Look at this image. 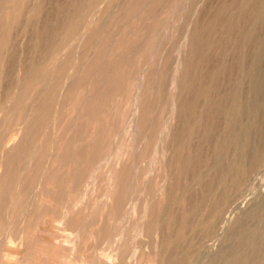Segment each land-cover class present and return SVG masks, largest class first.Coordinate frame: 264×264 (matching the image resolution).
Listing matches in <instances>:
<instances>
[{"label": "rangeland", "instance_id": "374dc122", "mask_svg": "<svg viewBox=\"0 0 264 264\" xmlns=\"http://www.w3.org/2000/svg\"><path fill=\"white\" fill-rule=\"evenodd\" d=\"M4 1L0 159L8 161L0 175L7 170L12 181L2 194L0 234L13 237L5 247L16 256L24 250L18 236L28 249L24 263L9 256L1 264H160L168 253L181 264H226L243 235L256 247L242 245L239 253L250 248L254 263L264 264V150L230 188L219 218H210L209 199L200 216L191 215L205 188L214 193L224 184L218 160L225 170L248 164L240 149L246 138L264 145V132L252 128L264 127V85L252 114L234 123L232 110L249 99L258 43L264 76V18L256 16L264 0H96L90 8L82 5L89 0ZM30 80L35 88L24 90ZM231 126L240 136L227 142ZM7 137L9 147L19 141L12 152L2 147ZM189 217L213 226L186 227L181 236L178 221Z\"/></svg>", "mask_w": 264, "mask_h": 264}, {"label": "bare ground", "instance_id": "6f19581e", "mask_svg": "<svg viewBox=\"0 0 264 264\" xmlns=\"http://www.w3.org/2000/svg\"><path fill=\"white\" fill-rule=\"evenodd\" d=\"M14 1V0H13ZM69 1V0H68ZM71 1V0H70ZM76 1H78V2H80V4H81V0L79 1V0H76ZM75 1V2H76ZM98 1V0H97ZM6 2V0L3 2V3H5ZM18 2V1H17ZM72 2V1H71ZM103 1H101V3H102ZM260 2H261V0H260ZM262 2H264V1H262ZM62 3V2H61ZM61 3H60V5H61ZM100 3V4H101ZM6 4V3H5ZM19 4V3H18ZM63 4V3H62ZM67 4H68V2H67ZM74 4H76V3H74ZM74 4H72V5H74ZM93 4H96L97 5V3H96V0H89V1H83V3H82V5L83 6H86V7H89L90 8V6L91 5H93ZM98 4H99V2H98ZM99 4V5H100ZM262 4V3H261ZM0 5H1V3H0ZM13 5H15V1H14V4ZM60 5H59V7H60ZM64 5H65V3H64ZM76 5H79V3H77ZM81 5V6H82ZM12 6V5H11ZM23 6V5H22ZM67 6H69V4L67 5ZM66 6V7H67ZM75 6V5H74ZM26 7V6H25ZM25 7H23V8H25ZM58 7V8H59ZM62 7H64V6H62ZM71 7V6H70ZM78 8L80 7V6H77ZM93 7V6H92ZM99 7H101V6H99ZM36 8V7H35ZM38 8V7H37ZM41 8H43L42 6H41ZM65 8V7H64ZM74 8V7H73ZM97 9H98V7H96ZM1 9V8H0ZM7 9V8H6ZM66 9H68V8H66ZM70 9H72V8H70ZM77 9V8H76ZM75 9V10H76ZM86 9V8H85ZM84 9V10H85ZM106 9V8H105ZM256 9H258V8H255V10ZM60 10H61V8H60ZM95 10V9H94ZM98 10H100V9H98ZM41 11V10H40ZM79 11H80V8H79ZM105 11V10H104ZM20 12V11H19ZM18 12V9H17V13H19ZM27 12H28V10H27ZM60 12H62V11H60ZM69 12V11H68ZM70 12H72V10H70ZM78 12V11H77ZM77 12H74V13H77ZM99 12V11H98ZM21 13V12H20ZM83 13V12H82ZM86 13V12H85ZM254 13H255V11H254ZM256 16L258 15L259 16V18H264V7L262 6L259 10H257L256 11ZM22 14V13H21ZM24 14H26V13H24ZM32 14V13H31ZM64 14V13H63ZM70 14V13H69ZM69 14H68V16H69ZM78 14V13H77ZM23 15V14H22ZM27 15V14H26ZM60 16V15H59ZM72 16V15H71ZM75 16V15H74ZM77 16V15H76ZM46 17V16H45ZM62 17H64V16H62ZM79 17V16H78ZM78 17H76L75 19H77ZM7 18V17H6ZM14 18H16V16H14ZM20 18V17H19ZM19 18H18V20H19ZM37 18V17H36ZM43 18V17H42ZM59 18V17H58ZM69 18V17H68ZM67 18V19H68ZM9 19V18H8ZM16 20V19H15ZM31 20H33V19H31ZM37 20V19H36ZM36 20H34V21H36ZM41 20H43V19H41ZM94 20V23H95V19H93ZM71 21H72V23L74 22L72 19H71ZM20 22H22V21H20ZM31 22V21H30ZM45 22H46V20H45ZM53 22V21H52ZM56 22V21H55ZM70 22V21H69ZM27 23V22H26ZM47 23V22H46ZM50 23V22H49ZM61 23V22H60ZM65 23V22H64ZM71 23V24H72ZM18 24H20V23H18ZM22 24V23H21ZM31 24V23H30ZM35 24V23H34ZM42 24H43V22H42ZM55 24V23H54ZM58 24V23H57ZM65 24H67V23H65ZM46 25V24H45ZM49 25V24H48ZM51 25V24H50ZM78 25V24H77ZM33 26V25H32ZM54 26V25H53ZM63 26V25H62ZM74 26V25H73ZM89 25H87V27H88ZM44 27V26H43ZM51 27V26H50ZM59 27V26H58ZM64 27H67V25H64ZM69 27H70V25H69ZM85 27V26H84ZM45 28H46V26H45ZM49 28V27H48ZM47 28V29H48ZM54 28V27H53ZM43 29V28H42ZM52 29V28H51ZM57 29V28H56ZM55 29V30H56ZM59 29V28H58ZM66 29V28H65ZM32 30H34V29H32ZM62 30H64L63 28H62ZM68 31H70V32H72L73 30H74V28L73 27H71V28H69V29H67ZM83 30V29H82ZM81 30V31H82ZM88 30V29H87ZM87 30L84 32V33H86L87 32ZM92 30H94V29H92ZM35 31V30H34ZM33 31V32H34ZM52 30H50V32H51ZM59 31V30H58ZM44 32V31H43ZM47 32V31H46ZM60 32H61V30H60ZM63 32H65V30L63 31ZM80 32V31H79ZM28 33V32H27ZM45 33V32H44ZM48 33V32H47ZM92 33V32H91ZM5 34V33H4ZM9 34V33H8ZM38 34V33H37ZM52 34V33H51ZM51 34H50V36H51ZM57 34V33H56ZM59 34V33H58ZM61 34H62V32H61ZM64 34V33H63ZM70 34V33H69ZM88 34V33H87ZM95 34V33H94ZM7 35V34H6ZM11 35V34H10ZM80 35H81V33H80ZM89 35V34H88ZM39 36H40V34H39ZM53 36V35H52ZM55 36V35H54ZM69 36V35H68ZM84 36H86V34L84 35ZM83 36V34H82V37H84ZM29 37V36H28ZM34 37V36H33ZM61 37V36H60ZM60 37H59V39L58 40H60ZM63 37V36H62ZM61 37V38H62ZM54 38V37H53ZM85 38V37H84ZM34 39V38H33ZM2 40H4L3 38H2ZM30 40V39H29ZM28 40V41H29ZM51 40H52V38H51ZM58 40H57V45H58ZM88 40H89V38H88ZM91 40V39H90ZM9 41V40H8ZM45 41V40H44ZM44 41H42V43H44ZM48 41V40H47ZM54 41V40H53ZM53 41H52V43H50V44H55V43H53ZM56 41V40H55ZM54 41V42H55ZM1 42V41H0ZM60 42V41H59ZM8 43V42H7ZM61 43V42H60ZM71 43V42H70ZM38 44V43H37ZM49 44V43H48ZM48 44H46V46L48 45ZM33 45H34V43H33ZM45 46V45H44ZM55 46V45H54ZM37 47H38V45H37ZM48 47H51V45H49ZM40 49V48H39ZM38 49V50H39ZM41 49H43V46L41 45ZM45 49V48H44ZM48 49V48H47ZM50 49H52V48H50ZM55 49H56V47H55ZM27 50V49H26ZM49 50V49H48ZM43 51H47V50H43ZM51 51V50H50ZM49 52V51H48ZM48 52H47V54H48ZM52 52V51H51ZM260 52H261V43H258V45H257V48H256V50H255V53H253L254 54V56H252L253 58H252V68H254V70L252 71V72H250V77H251V79H250V87L248 86V88H249V91H248V89L246 88V90H247V92H249L248 94H249V99H246L245 101H241L240 103H238V104H236V105H234L233 106V108H232V110H233V114H234V120H233V122L234 123H236V122H238L239 120L241 121V118L243 117V118H246V116H248L247 114H252V112H253V109H256V107H255V100H257V99H255L256 98V96H257V94L260 92V86L261 85H264V76H260L261 74V72H259L258 71V66H259V60H260ZM61 54V53H60ZM35 55V54H34ZM39 55V54H38ZM54 55V54H53ZM59 55V54H58ZM51 57H52V55H51ZM57 57V56H56ZM11 58V57H10ZM42 58V57H41ZM40 58V59H41ZM46 58V57H45ZM43 59V58H42ZM25 60V59H24ZM52 60V59H51ZM182 60V59H181ZM42 61V60H41ZM22 62V61H21ZM31 62V61H30ZM22 63H24V62H22ZM47 66V65H46ZM46 66H45V69H46ZM74 66H75V64H74ZM27 67V66H26ZM73 67V66H72ZM180 67V66H179ZM47 68H48V66H47ZM111 68V67H110ZM3 69V68H2ZM7 69V68H6ZM27 69V68H26ZM31 69V68H30ZM72 69V68H71ZM33 70H35V68H33ZM55 70H57V69H55ZM23 71V70H22ZM46 71V70H45ZM49 71V70H48ZM105 71V70H104ZM2 72H3V70H2ZM1 72V74H3ZM50 72V71H49ZM12 73V72H11ZM19 73H20V71H19ZM21 73H23V72H21ZM26 72H24L23 74H25ZM29 73V72H28ZM40 73V72H39ZM48 73V72H47ZM181 73V72H180ZM10 75V74H9ZM59 75V74H58ZM70 75V74H69ZM188 75V74H187ZM264 75V74H263ZM4 76V75H3ZM6 76V75H5ZM23 76V75H22ZM21 76V77H22ZM24 76H27V75H24ZM40 76V75H39ZM102 76V75H101ZM61 77V76H60ZM66 77H67V75H66ZM187 77V76H186ZM20 78V77H19ZM27 78V77H26ZM43 78V79H42ZM68 78V77H67ZM1 79V78H0ZM21 79H23V78H21ZM20 79V80H21ZM59 79V78H58ZM2 80V79H1ZM56 80V79H55ZM7 81V80H6ZM11 81V80H10ZM19 81V80H18ZM24 81H25V78H24ZM36 81V80H35ZM34 80H30V81H28L27 83H25V85H24V87H23V89L25 90V89H34L35 88V82ZM65 81V80H64ZM261 81V82H260ZM37 82L40 84V83H43V84H45V73L42 75V77H40L38 80H37ZM69 82H71V81H69ZM8 83V82H7ZM56 83V82H55ZM68 83V82H67ZM65 84H66V81L65 82H63L62 83V86H65ZM249 84V83H248ZM51 85V84H50ZM54 85V84H53ZM205 85V84H204ZM204 85H203V87H204ZM207 85V84H206ZM205 85V86H206ZM67 86V85H66ZM12 87V86H11ZM20 87V86H19ZM4 88V87H3ZM205 88V90H206V92H207V89L209 90V88H207V86L206 87H204ZM203 88V89H204ZM207 88V89H206ZM5 89H6V86H5ZM56 89V88H55ZM2 90H4V89H2ZM7 90V89H6ZM23 90V91H24ZM205 90L204 91H201L200 93H202V92H205ZM9 91V90H8ZM18 91V90H17ZM16 91V92H17ZM4 92V91H3ZM6 92V91H5ZM261 92H263L264 93V91H261ZM260 92V93H261ZM14 93V92H13ZM63 93V92H62ZM233 93V92H232ZM245 93V92H244ZM1 95H2V93H0ZM6 94V93H5ZM5 94H3L4 95V97H5ZM71 94V93H70ZM199 94V93H198ZM262 94V93H261ZM134 95H136V94H134ZM203 95H204V93H203ZM206 95V94H205ZM202 96V95H201ZM242 96V95H241ZM3 97V96H2ZM3 97V98H4ZM23 97V96H22ZM233 97V96H232ZM247 96H245V98H246ZM6 98V97H5ZM134 98V97H133ZM203 98H205V97H203ZM235 98V97H234ZM242 98V97H241ZM74 100H75V98H74ZM134 100H135V98H134ZM1 101V100H0ZM10 101V99H9V97L8 98H6V102L8 103ZM51 101V100H50ZM220 102L221 100H217V102ZM74 102V101H73ZM212 102V101H211ZM10 103H12V102H10ZM134 103V102H133ZM74 104V103H73ZM194 104V102L191 104V106ZM224 104V103H223ZM52 105V104H51ZM59 105H60V103H59ZM208 105V104H207ZM216 105V104H215ZM222 105V104H221ZM186 106V105H185ZM194 106H195V104H194ZM50 107V106H49ZM75 107V106H74ZM134 107V105L132 106V108ZM135 107H137L136 106V104H135ZM134 107V108H135ZM255 107V108H254ZM262 107H264V106H262ZM2 108H3V106H2ZM24 108V107H23ZM208 108V107H207ZM7 109V108H6ZM42 109V108H41ZM68 109V108H67ZM70 109H71V107H70ZM78 109V108H77ZM179 109V108H178ZM187 109H191V108H187ZM193 109V108H192ZM195 109V108H194ZM263 109V108H262ZM24 110V109H23ZM30 110H31V108H30ZM36 110H37V108H36ZM137 110V109H136ZM177 110V109H176ZM231 109H229V112H231L230 111ZM140 111V110H139ZM174 111V110H173ZM177 111H179V110H177ZM188 111V110H187ZM186 111V112H187ZM194 111V110H193ZM264 111V110H263ZM11 112V111H10ZM26 112V111H25ZM135 112H137V111H135ZM194 112H196V111H194ZM11 113H13V112H11ZM10 113V114H11ZM35 113H36V111H35ZM181 113V112H180ZM14 114V113H13ZM178 114V113H177ZM183 114V113H182ZM232 115V114H231ZM246 115V116H245ZM20 116V115H19ZM25 116V115H24ZM42 115H41V113L40 114H35V118L34 119H39L40 117H41ZM133 116V115H132ZM173 116H175V115H173ZM183 116V115H182ZM250 116V115H249ZM170 117H172V116H170ZM132 118V117H131ZM136 119V118H135ZM232 119V118H231ZM26 122V121H25ZM232 122V121H231ZM230 122V123H231ZM29 125V124H28ZM34 125V124H33ZM233 125V124H232ZM228 127H229V125H228ZM33 128V127H32ZM252 128L253 129H258L257 131H259L260 130V132H264V127L262 126V124H259V123H257V122H255L253 125H252ZM198 129V128H197ZM236 129V128H235ZM232 126L230 127V131H229V133L227 132V142H232V140H234L235 139V137L236 136H240V134L239 135H237V130H235ZM229 130V129H228ZM196 132V131H195ZM255 132V131H254ZM259 132V133H260ZM239 133V132H238ZM45 134V133H44ZM195 134V133H194ZM12 137H13V135H12ZM89 137V136H88ZM164 138V137H163ZM226 138V137H225ZM20 139V138H19ZM1 140V139H0ZM10 140H12V138L11 137H7V138H5L3 141H2V147H3V149L5 150V151H9V152H12L13 151V149L15 148V147H17V145L19 144V141H18V143H16V144H13V146H10L9 147V145H10ZM245 140V139H244ZM23 141V140H22ZM46 141V140H45ZM224 141V140H223ZM31 142V141H30ZM36 142V141H35ZM227 142H225L224 144L223 143H221L222 145H220L219 147L218 146H215L216 148L218 147V152L220 151V152H222V149L225 147V145H226V143ZM263 142V141H262ZM24 143V142H23ZM39 143H41V142H39ZM135 143V142H134ZM12 144V143H11ZM28 144V146H29V143H27ZM57 144H59V143H57ZM229 143H227V145H228ZM263 144V143H262ZM262 144H259L258 145V143H256L255 145L256 146H254L253 145V143L251 142V140H250V138L248 137V138H246V140L244 141V143H243V145L241 146V150L243 151V153L245 154V158L248 160V164H247V162H245L246 164H244V163H235V164H232V165H230L229 166V168L228 169H226L225 170V168H223L222 167V165H221V161L220 160H218V163H217V165H216V172L219 174V175H222L223 177V179H224V184H222L221 185V187H220V190H218V191H214V193L213 192H211L210 191V188L209 187H207V188H205L204 189V191H203V195H202V200L200 201V203L199 204H197V205H194V207H193V205H192V210H191V215L193 214V216L194 215H199L200 216V214H201V209H202V204L204 203V201L203 200H206V199H209V203H208V208H209V212L208 213H210L211 214V216H210V218H213V219H217V218H219L220 216H221V214H222V212H223V210H224V207L228 204V202H229V191H230V188H236V187H238L240 184H241V180H242V177L246 174V173H248V171H249V169L251 170L252 169V167L254 166V165H257L258 164V161L260 160V157H261V152H262V150H264V145L263 146H260V145H262ZM34 145V144H33ZM40 145V144H39ZM53 145V144H52ZM226 145V146H227ZM21 146V145H20ZM19 146V147H20ZM35 146H36V144H35ZM185 146V145H184ZM37 147H38V145H37ZM228 147V146H227ZM21 148H22V146H21ZM28 148V147H27ZM36 148V147H35ZM135 148V147H134ZM215 148V149H216ZM18 149V148H17ZM33 150H34V148H32ZM186 149V148H185ZM225 149V148H224ZM26 150V149H25ZM36 150H37V148H36ZM188 150V149H187ZM2 152V151H1ZM33 152V151H32ZM36 152V151H35ZM57 152V151H56ZM187 152V151H186ZM218 152H216V153H218ZM34 153V152H33ZM33 153H32V155H33ZM37 153V152H36ZM224 153V152H223ZM263 153H264V151H263ZM219 154V153H218ZM9 155V154H8ZM187 155V154H186ZM185 155V156H186ZM263 155V154H262ZM49 156H51V155H49ZM60 156V155H59ZM26 157V156H25ZM80 157V156H79ZM187 157H189V156H187ZM219 157V156H218ZM13 158V157H12ZM20 158V157H19ZM28 158V157H27ZM38 158V157H37ZM112 158V157H111ZM220 158V157H219ZM14 159H16V158H14ZM34 159V158H33ZM40 159V158H39ZM184 159H186L185 157H184ZM192 159V158H191ZM262 159V158H261ZM22 160V159H21ZM21 160H19V161H21ZM30 160V159H29ZM186 160H188V159H186ZM190 160V159H189ZM193 160V159H192ZM192 160H190V161H192ZM199 160V159H198ZM197 160V161H198ZM0 161H2L3 163L2 164H0V167H1V165H5L6 164V162L8 161V159H7V157H3V159H0ZM102 161V160H101ZM109 161H110V159H109ZM185 161V160H184ZM33 162V161H32ZM77 162V161H76ZM185 162H187V161H185ZM193 162V161H192ZM192 162H189V163H192ZM29 163V162H28ZM188 163V162H187ZM186 163V164H187ZM116 164V163H115ZM118 164V163H117ZM185 164V165H186ZM31 165V164H30ZM79 166V165H78ZM194 166V164L192 165V167ZM31 167V166H30ZM184 167V166H183ZM191 167V168H192ZM196 167V166H195ZM256 167V166H255ZM185 168V167H184ZM104 169H105V167H104ZM30 170V169H29ZM99 170V169H98ZM192 170V169H191ZM2 171V170H1ZM104 171V170H103ZM26 172V171H25ZM44 173V172H43ZM92 173V172H91ZM10 174L11 173H9V171L7 172V170H4V172L0 175V204H1V202H2V194L4 193V192H6L7 191V189H8V187H9V184L11 183V181H12V179H11V176H10ZM110 174V173H109ZM27 175V174H26ZM93 176H94V174H93ZM111 176V175H110ZM90 177V176H89ZM91 178V177H90ZM95 179V178H94ZM112 179V178H111ZM209 180L210 181H212L213 180V178L212 177H210L209 178ZM87 182V181H86ZM209 182V181H208ZM17 186H18V184H17ZM37 186H38V184H37ZM205 186H208V184L207 185H205ZM209 186H210V184H209ZM111 187V186H110ZM204 188V187H203ZM16 189H18V187L16 188ZM24 189V188H23ZM85 189V188H84ZM115 189V188H114ZM203 190V189H202ZM233 190H236V189H233ZM16 191H18V190H16ZM24 191V190H23ZM19 192V191H18ZM18 192H17V194H18ZM83 193V192H82ZM110 193V192H109ZM24 194V193H23ZM167 194V193H166ZM19 196H20V193H19ZM109 196V195H108ZM166 196V195H165ZM168 196V195H167ZM170 196V195H169ZM14 197V196H13ZM12 197V198H13ZM18 197V196H17ZM163 197V196H162ZM187 197V196H186ZM171 198V197H170ZM168 199V198H167ZM188 199V198H187ZM4 200H6V199H4ZM14 200H15V198H14ZM193 200V199H192ZM16 201V200H15ZM36 201V200H35ZM187 201V200H186ZM189 201V200H188ZM185 202V201H184ZM165 203V202H164ZM37 204V203H36ZM168 204V203H167ZM181 204V203H180ZM186 204V203H185ZM118 205V204H117ZM191 206V205H190ZM6 207V206H5ZM185 207H186V205H185ZM118 208H120V207H118ZM1 209V208H0ZM10 209V208H9ZM159 209V208H158ZM204 211V210H203ZM203 211H202V213H203ZM9 214V213H8ZM11 214V213H10ZM26 214V213H25ZM24 214V215H25ZM190 215V216H191ZM145 216V215H144ZM184 217H185V215H184ZM192 217V216H191ZM191 217H189L188 219L186 218V219H182L181 221H178V220H180V219H178L177 221L179 222V227L178 228H180V230H179V232H178V234L179 235H181V236H183V231H184V228H188V227H190V228H193V229H196L197 228V230H198V227L199 228H204V227H212L213 226V223H212V221H206V220H204V221H198V222H193V220L191 219ZM198 218V217H197ZM198 220V219H197ZM44 222V221H43ZM58 222V221H57ZM175 222H176V220H175ZM2 226V225H1ZM41 231H43V230H41ZM210 231V230H209ZM197 232V231H196ZM199 232V231H198ZM64 233V232H63ZM62 233V234H63ZM75 233V232H74ZM65 234H66V232H65ZM18 235V234H17ZM76 237V236H75ZM18 238H19V248L20 247H22L24 250H23V255H21L22 256V258H20V257H18V256H16L15 254H13L12 252H10V251H7V249H6V245L7 246H10V247H12V245H11V243L13 242V237L12 236H9V235H5V236H2V234H0V264H1V262L6 258V257H9V256H11V257H14V256H16L15 258L17 259V260H19V258H20V262H23L24 263V261H25V259H24V255L27 253L26 252V250L28 249V248H26V245L24 244V242H25V239H24V237L22 236V235H20V236H18ZM42 238V237H41ZM38 239V238H37ZM43 239V238H42ZM42 239H39L38 241H40V242H43V240ZM76 239V238H75ZM27 240V239H26ZM34 240V239H33ZM30 241V240H29ZM60 242V241H59ZM35 243V242H34ZM16 244V243H15ZM255 240H254V238L252 237V236H247V235H243V236H241V237H239V240H238V245L235 247V248H237L238 246H240V247H238L237 249L239 250V252H240V249L239 248H241V246L242 245H249V246H251V247H253L252 249H254V246H255ZM30 245V244H29ZM58 245V244H57ZM44 246V245H43ZM25 247V248H24ZM37 247V246H36ZM45 247H46V245H45ZM45 247H44V249H45ZM58 247V246H57ZM77 247V246H76ZM244 247V246H243ZM247 247V246H246ZM245 247V248H246ZM256 247V246H255ZM39 248H41V247H39ZM43 249V248H42ZM64 250L66 249V248H63ZM70 249V248H69ZM232 249V248H231ZM251 249V250H252ZM36 250V249H35ZM39 251V250H38ZM70 251V250H69ZM242 251V250H241ZM248 251H250V248H249V250H247L246 252L243 250V252H245L246 254H244V255H242L241 253H239L236 249H232L231 251H229L228 253L226 252V254H225V256H226V264H255L254 262L256 261L255 259H253V257L251 256V255H249V253L247 254V252ZM32 252V251H31ZM30 252V253H31ZM36 252V251H35ZM40 252V251H39ZM64 253H65V251H63ZM255 252V251H254ZM29 253V254H30ZM42 253H44L43 251H42ZM123 253V252H122ZM38 256H40L39 255V253L37 252L36 253ZM41 254V253H40ZM224 254V253H223ZM253 254H255V253H253ZM31 255V254H30ZM37 256V257H38ZM103 254L102 253H99L97 256H94V257H97V260L98 261H103L102 259H103ZM28 257V256H27ZM44 257V256H43ZM53 257V256H52ZM59 257H61V255L59 256ZM124 257V256H123ZM30 259H31V257H30ZM61 259V258H60ZM140 259H141V257H140ZM139 259V260H140ZM159 259V258H158ZM27 260V259H26ZM255 260V261H254ZM30 261V260H29ZM28 261V262H29ZM43 261V260H42ZM44 261H45V259H44ZM97 261V262H98ZM182 260L181 259H175L174 258V256H173V254L172 253H168L167 255H165V256H163V259L161 260V262L158 260V262H160V264H181L182 262H181ZM261 261V260H260ZM31 262H32V260H31ZM106 262V261H105ZM37 263V262H36ZM40 263H41V260H40ZM46 263V262H45ZM61 263V262H60ZM259 263V262H258ZM4 264V263H3ZM8 264H18V263H14V262H10V263H8ZM35 264V263H34ZM62 264V263H61ZM64 264V263H63ZM91 264V263H90ZM98 264V263H97Z\"/></svg>", "mask_w": 264, "mask_h": 264}]
</instances>
